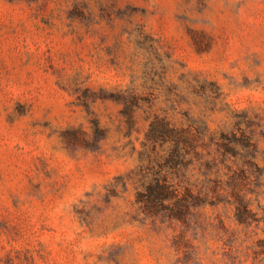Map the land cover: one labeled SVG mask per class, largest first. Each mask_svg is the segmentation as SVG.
Instances as JSON below:
<instances>
[{
    "label": "rangeland",
    "instance_id": "374dc122",
    "mask_svg": "<svg viewBox=\"0 0 264 264\" xmlns=\"http://www.w3.org/2000/svg\"><path fill=\"white\" fill-rule=\"evenodd\" d=\"M0 264H264V0H0Z\"/></svg>",
    "mask_w": 264,
    "mask_h": 264
},
{
    "label": "trees",
    "instance_id": "16d2710c",
    "mask_svg": "<svg viewBox=\"0 0 264 264\" xmlns=\"http://www.w3.org/2000/svg\"><path fill=\"white\" fill-rule=\"evenodd\" d=\"M162 129H168L169 132H175L176 129L171 127L169 123H165ZM153 130V137L157 135L154 132V125L151 128ZM163 132V130L161 131ZM195 139H193L186 131H182L178 139H176V145L170 157L166 159V163H172L178 154V144L185 143L191 145ZM176 154V155H175ZM178 157V155H177ZM193 199L192 192L189 188H183L178 182L168 179V176L155 177L145 182L144 189L138 192V202L144 204L145 209L153 214L161 212L168 213L173 219H184L189 214L190 204Z\"/></svg>",
    "mask_w": 264,
    "mask_h": 264
}]
</instances>
